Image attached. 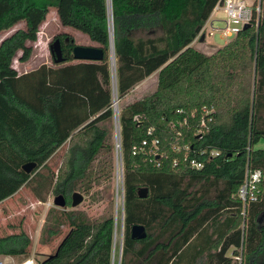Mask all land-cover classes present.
<instances>
[{"label": "trees", "instance_id": "16d2710c", "mask_svg": "<svg viewBox=\"0 0 264 264\" xmlns=\"http://www.w3.org/2000/svg\"><path fill=\"white\" fill-rule=\"evenodd\" d=\"M258 1L256 24L206 56L189 45L220 0H0V32L23 24L0 41V202L29 185L37 201L62 195L70 208L72 193L87 196L111 179V19L117 100L156 72L155 90L120 105L116 118L119 264H236L233 258L264 264V147H256L264 141V0ZM49 8L61 27L97 44L100 62L72 63V44L56 37L61 64L16 73L13 58L29 59L27 44L36 40ZM201 110L210 111L211 121L194 134ZM151 138L158 140L156 155L132 154ZM66 141L63 170L55 174L47 163ZM186 143L219 154L196 156L201 167L190 169L182 151L173 150ZM26 164L34 165L29 174L21 170ZM246 168L258 170L261 180L256 200L243 205L235 194ZM138 188L146 189L145 198H137ZM46 215H53V225L36 248L47 247L62 223L67 232L38 264H110V209L93 222L71 208H49ZM133 225L144 227L143 240L130 239ZM30 246L22 231L0 236L1 257L24 261Z\"/></svg>", "mask_w": 264, "mask_h": 264}, {"label": "rangeland", "instance_id": "374dc122", "mask_svg": "<svg viewBox=\"0 0 264 264\" xmlns=\"http://www.w3.org/2000/svg\"><path fill=\"white\" fill-rule=\"evenodd\" d=\"M252 0H248V3ZM212 20H223V15L220 12H216L212 16ZM110 23V19L108 22ZM108 25V24H107ZM208 26V24H206ZM222 27V23L213 21L208 30L207 35L202 33L205 41L203 43L196 44V48L202 53L209 54L214 48H218L225 42L224 37L220 35L219 29ZM208 28V27H207ZM17 29H23V24L18 23L10 29L0 32V41L10 35ZM108 31L111 32V25L108 26ZM67 38L73 42V45L81 46H93L92 43L82 35L81 33L72 30L71 28L61 27L58 23L55 10L49 8L43 23L39 26L36 40L33 43L27 45L31 47V55L29 59L21 63L18 61L19 53L13 58L11 67L16 71L17 74H24L35 70L40 65L44 64L48 67H54L52 64L51 57L48 52V45L56 38ZM111 38V37H110ZM231 38L228 41H230ZM226 42V43H227ZM109 69H110V83H111V95L113 107L112 110V137H113V173L112 177L108 182L102 183L99 186L93 188L89 195H82V202L72 210L83 212L92 222L100 216H104L110 209L113 215V234L111 240V259L110 264H119L121 243H122V182H121V167L119 166V150L116 151V139L117 133L115 134V121L117 118L120 105L128 104L134 99H138L145 94H148L153 89L152 80H149L144 86L137 87L131 92L127 93L122 100H117L114 80V67L112 66V58L108 54ZM76 63V61H72ZM112 70V72H111ZM117 106V113L115 114V105ZM69 141H66L56 153L48 161L47 166L55 173L58 174L63 170V162L67 148L69 147ZM117 145V144H116ZM264 141H260L257 147H263ZM53 195H47L45 202H39L33 198L29 185L20 189L16 194V197L8 202L6 205L0 206V236L17 233L19 231L25 232L27 237L31 241L29 258L33 261L32 264H38V262L45 259L46 256L50 255L57 247L62 237L67 232L66 223H62L58 227L59 233L56 237L50 239V244L42 249L36 248L42 232L47 229L48 226L53 225V215H46L47 209L55 210H69L70 208L56 209L51 204ZM264 256V250L262 252ZM230 251L227 252V256H230ZM264 260V258H262ZM3 264H22V262L12 263L11 261H4L1 259ZM236 264H243L240 258H233ZM260 260V259H259Z\"/></svg>", "mask_w": 264, "mask_h": 264}, {"label": "built area", "instance_id": "2783aa9c", "mask_svg": "<svg viewBox=\"0 0 264 264\" xmlns=\"http://www.w3.org/2000/svg\"><path fill=\"white\" fill-rule=\"evenodd\" d=\"M213 10H219L223 15L222 27L219 29L220 35L224 39L234 37L239 31L242 30V27L246 24H249L254 20L255 24L259 15V1L252 0L248 3V0H220V2L214 7ZM108 24V23H107ZM108 29V25H107ZM109 30V29H108ZM109 36H110V31ZM202 115L199 120L195 122V131L194 134H200L205 128L206 123L211 121L210 111L201 110ZM190 117H193V114H190ZM133 120H137L133 118ZM182 123L185 124V119L182 120ZM149 135V132H147ZM158 149V140L156 138H151L149 141L143 139L140 141L138 147L133 148L132 154H152L156 155ZM174 152L182 151V162L188 166L190 169H199L201 163L196 160V156H205L210 159L218 156V152L212 149H192L187 143L183 144L181 147L173 148ZM158 158L160 156H157ZM176 160L172 162V167H175ZM261 180V173L258 170H249L245 169L244 177L242 183L237 188L235 197L244 205L247 202H254L256 197L254 195L256 191V185ZM31 259L23 261L22 264H32ZM0 264H3L0 260Z\"/></svg>", "mask_w": 264, "mask_h": 264}, {"label": "water", "instance_id": "95a60500", "mask_svg": "<svg viewBox=\"0 0 264 264\" xmlns=\"http://www.w3.org/2000/svg\"><path fill=\"white\" fill-rule=\"evenodd\" d=\"M248 27L249 24H246L242 27V30H245ZM110 41L111 38L109 36V44ZM199 41L200 42L203 41L202 35H200ZM65 42H67V39H65ZM70 43L73 42L70 41ZM48 52L53 64L57 65L63 62V59L61 57L60 43L58 39H54L48 45ZM71 57L72 60L76 62H100L102 60V51L98 47L73 45L71 48ZM33 168H34L33 164H26L21 167V170L24 173L29 174ZM136 196L139 199L145 198L146 189L138 188L136 192ZM69 200H70L69 206L71 209H73L82 202V195L77 192H74L70 195ZM51 204L56 209H63L66 207L65 200L62 195H55L54 197H52ZM129 236L131 240H135V241L143 240L146 237L144 227L142 225H133L130 228Z\"/></svg>", "mask_w": 264, "mask_h": 264}, {"label": "crops", "instance_id": "0c3cea01", "mask_svg": "<svg viewBox=\"0 0 264 264\" xmlns=\"http://www.w3.org/2000/svg\"><path fill=\"white\" fill-rule=\"evenodd\" d=\"M216 12H220L219 10H212L211 11V13H210V15H209V17L207 18V20H206V22L203 24V26H202V28H201V30H200V32H199V34L197 35V37L190 43V45H189V47H191V48H193L194 50H196V51H198V52H200V53H202L200 50H198L197 48H196V44L197 43H199V44H201V43H203V41H199V38H200V35H202V33H205V36L207 35V32H208V30H209V32L211 31L210 30V27L212 26V23H213V21H218V22H220L221 20H212V19H214V18H212V16H213V14L214 13H216ZM221 13V12H220ZM222 14V13H221ZM224 18V17H223ZM206 24H208V26L206 25ZM208 27V28H207ZM206 30V31H205ZM205 31V32H204ZM208 36V35H207ZM230 38H228L227 40H229ZM203 40L205 41V38H204V36H203ZM227 40H225V42L223 43V45L227 42ZM91 42V41H90ZM92 43V47H98L97 46V44H95V43H93V42H91ZM223 45H221L220 47H216V48H214L213 49V51H211V53H209V54H205V53H202L203 55H206V56H209V55H211L215 50H217V49H219V48H221ZM114 80H115V77H114ZM149 80H152V84H153V89H152V91L150 92V93H148V94H145V95H143L142 97H144V96H147V95H149V94H151L154 90H155V86H156V72H154V73H152L150 76H148L147 78H145L143 81H141V82H139V83H137L129 92H131L132 90H134V89H136L137 87H142V86H144ZM128 92V93H129ZM126 96V95H125ZM142 97H140V98H138V99H134V100H132V101H130L129 103H132V102H134V101H136V100H139V99H141ZM256 147H257V145H256ZM264 147V146H263ZM259 148H261V147H259ZM18 193V191L15 193V194H13L11 197H9V198H7V199H5V200H3V201H1L0 202V206L1 205H6L8 202H10L11 200H13L15 197H16V194ZM25 233V232H24ZM0 258L1 259H3L4 261H11L12 263H17V262H19V258H14V257H1L0 256ZM29 258V257H28ZM27 258V259H28ZM26 259V260H27ZM25 261V260H24ZM22 262V261H21Z\"/></svg>", "mask_w": 264, "mask_h": 264}, {"label": "bare ground", "instance_id": "6f19581e", "mask_svg": "<svg viewBox=\"0 0 264 264\" xmlns=\"http://www.w3.org/2000/svg\"><path fill=\"white\" fill-rule=\"evenodd\" d=\"M108 1L109 0H107V4H108ZM110 6V5H109ZM109 17H110V11H109ZM111 25V19H110V23H108V26H110ZM110 30V29H109ZM110 48H111V55H110V59L112 58V66L114 67V59H113V54H112V47H111V41H110V44H109V50H110ZM111 72H112V70H111ZM114 105H115V114L117 113V106H116V102L114 103ZM112 107H113V104H112ZM117 133V139H116V144H115V147H116V151H117V149L119 150V148H118V128H117V121H115V134ZM119 166H120V163H119Z\"/></svg>", "mask_w": 264, "mask_h": 264}, {"label": "flooded vegetation", "instance_id": "af4514ba", "mask_svg": "<svg viewBox=\"0 0 264 264\" xmlns=\"http://www.w3.org/2000/svg\"><path fill=\"white\" fill-rule=\"evenodd\" d=\"M55 39H58V38H55ZM65 39H67V38H64V39L62 38V39H61L62 43H63V44H69L70 41L67 39V42H65ZM58 41H60V40L58 39ZM59 43H60V47H61V42H59ZM71 44H72V46H73V43H71Z\"/></svg>", "mask_w": 264, "mask_h": 264}]
</instances>
